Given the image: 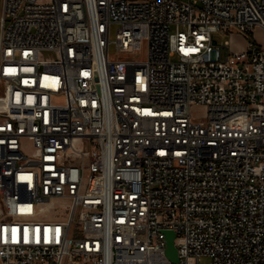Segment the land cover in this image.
Listing matches in <instances>:
<instances>
[{
  "label": "built area",
  "instance_id": "built-area-1",
  "mask_svg": "<svg viewBox=\"0 0 264 264\" xmlns=\"http://www.w3.org/2000/svg\"><path fill=\"white\" fill-rule=\"evenodd\" d=\"M256 29L264 0H3L0 264H264Z\"/></svg>",
  "mask_w": 264,
  "mask_h": 264
},
{
  "label": "rangeland",
  "instance_id": "rangeland-1",
  "mask_svg": "<svg viewBox=\"0 0 264 264\" xmlns=\"http://www.w3.org/2000/svg\"><path fill=\"white\" fill-rule=\"evenodd\" d=\"M2 12H3V0H0V32H1ZM172 31H174V28H172ZM255 33H256V36L260 42L264 41V34H263L262 30L256 29ZM114 38H115V29H113L112 33H111V39H114ZM214 38H215V40L218 41V44H221V45H223L226 40H231L233 50H237V51L239 50L240 51V50H243L245 48V41L242 38V36L239 34H233L232 36H230L229 34L219 32V33L215 34ZM110 52H111V54L115 53V47L114 46H111ZM42 57L43 58L44 57L49 58V57H51V55L49 53L45 52L42 54ZM203 111H204L203 108H195V109H193V114L196 118H201V117H203ZM210 261L211 260L209 257H204L201 259L202 264H208V263H210Z\"/></svg>",
  "mask_w": 264,
  "mask_h": 264
},
{
  "label": "water",
  "instance_id": "water-1",
  "mask_svg": "<svg viewBox=\"0 0 264 264\" xmlns=\"http://www.w3.org/2000/svg\"><path fill=\"white\" fill-rule=\"evenodd\" d=\"M175 233L173 231L167 232V251L166 254L172 262H179L178 252L174 245Z\"/></svg>",
  "mask_w": 264,
  "mask_h": 264
}]
</instances>
